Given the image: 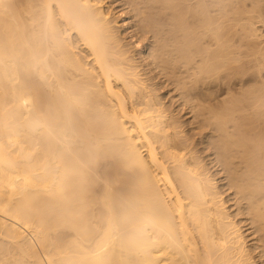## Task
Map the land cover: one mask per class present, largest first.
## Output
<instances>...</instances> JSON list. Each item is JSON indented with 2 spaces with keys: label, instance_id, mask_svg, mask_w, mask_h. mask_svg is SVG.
Instances as JSON below:
<instances>
[{
  "label": "bare ground",
  "instance_id": "1",
  "mask_svg": "<svg viewBox=\"0 0 264 264\" xmlns=\"http://www.w3.org/2000/svg\"><path fill=\"white\" fill-rule=\"evenodd\" d=\"M120 1L0 0V264H264V0Z\"/></svg>",
  "mask_w": 264,
  "mask_h": 264
},
{
  "label": "rangeland",
  "instance_id": "2",
  "mask_svg": "<svg viewBox=\"0 0 264 264\" xmlns=\"http://www.w3.org/2000/svg\"><path fill=\"white\" fill-rule=\"evenodd\" d=\"M111 1H112L113 3H112ZM118 1H119V4H118ZM115 2L118 4L117 7H115V6H116V3H115ZM120 2H121L120 0H108V1L106 0V4H109V3L111 4V8H113V12H114V14L118 13V14H116L115 16H117V19H118V17L120 18V19H118V26H120L119 30L121 29L120 32L124 33V34H122V35H124L125 37L127 36V37H126V41L128 40L129 43H130V42L132 43V40L128 39V38H129V34H128V32H129L130 29H129L127 26H125L124 24H121V23L123 22L122 18H123V16H124V14H125V13L127 14V9L124 8L123 5H120V4H122V2H121V3H120ZM114 4H115V5H114ZM120 6H121V7H120ZM114 8H115L116 11H117V10H118V11L115 12ZM118 8H119V9L122 8V9L119 10ZM123 11H124V12H123ZM119 13H120V15H119ZM123 13H124V14H123ZM121 14H122V15H121ZM126 14H125V16L128 17L129 13H128L127 15H126ZM120 16H121V17H120ZM117 19H116V20H117ZM121 21H122V22H121ZM119 22H120V25H119ZM123 23H124V22H123ZM123 25H124V27H123ZM122 27L125 28V29H123ZM124 30H125V31L127 30V31H126V32H127L126 35H125V31H124ZM260 30H261L260 33L263 32V35H264V31H263V30H264V26H261V27H260ZM127 34H128V35H127ZM262 38H264V37H262ZM145 40H146V39H144V41H145ZM144 41L142 40L141 42L144 43ZM146 42H147V41H145V43H146ZM143 43H142V44H143ZM164 92H165V91H163V93H164ZM165 96H167V95H165ZM167 98H168V97H166L165 100H168ZM183 118H184V117H183ZM197 138H198V137H197ZM198 146L200 147V145H197V148H199ZM212 150H213V149H210V150L206 151V153L209 154L208 152H210V155H212V156L215 157V155H214L215 152L213 151V152H214V154H213V153H212ZM203 153H204V156L202 155ZM206 153H205V151H203L202 154H201L202 157H206V156H207ZM210 155H208L206 158H204V161H206L207 163H208V161H207L206 159H208L209 157L212 158V156H210ZM210 158L208 159L209 161H210ZM209 166H210V165H209ZM214 168H215V169H214ZM212 169H213V170H212ZM219 169H220V167H219ZM219 169L216 170V167H212V168H210L211 172L214 173V174L217 173ZM216 171H217V172H216ZM219 172H220V173H217L216 177H215V176H214V177L216 178V181H217V184H218V185L220 184V186H221V185L224 183V184H223V188H221L222 186H221L220 188H221L222 191L224 190L223 197H224L225 199H229V197L231 196V195H229V194H230L232 191H229L230 193L228 192L229 189H227V186L225 185V179H224V176H223V172H222V170H220ZM218 174H220V175H222V176H220V175L218 176ZM218 177L221 178L222 180L218 179ZM218 180H220V182H219ZM221 181H222V182H221ZM223 181H224V182H223ZM230 190H231V189H230ZM225 192H227V193H225ZM227 195H229V197H228ZM231 197H232V196H231ZM230 203H231V204H230ZM229 205H230V206H229ZM231 205H233V201H232V200L229 201V202L227 201L226 206H227V208H229V209H228L229 212H230L231 214H234V213H236V210H235L236 208H235V205H233V206H231ZM228 206H229V207H228ZM230 207H231L232 209H231ZM233 207H234V208H233ZM232 210H233V211H232ZM234 211H235V212H234ZM238 217H239V218H238ZM241 217H242V216H239V215H238L237 217H235V220H238V219H240ZM238 221H240V220H238ZM239 225L242 226L243 223H240ZM241 229H243L242 231L246 230V231L244 232L245 235H247L248 232H250L249 229L247 230L246 227H244V226H242ZM246 233H247V234H246ZM248 238H249V239H248ZM247 239H248V240H247ZM247 239H246L247 243L250 244V243H251V240H250L251 237L248 236ZM248 241H249V242H248ZM255 260L257 261V259H255ZM258 264H259V263H258Z\"/></svg>",
  "mask_w": 264,
  "mask_h": 264
}]
</instances>
